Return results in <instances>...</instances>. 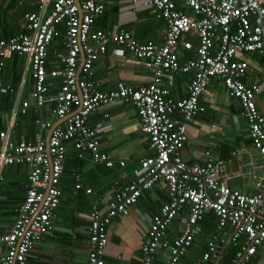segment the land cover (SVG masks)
<instances>
[{
  "label": "built area",
  "instance_id": "obj_1",
  "mask_svg": "<svg viewBox=\"0 0 264 264\" xmlns=\"http://www.w3.org/2000/svg\"><path fill=\"white\" fill-rule=\"evenodd\" d=\"M35 3L38 10L24 14L27 31L0 41V94L10 90L1 79L5 55L18 53L27 58L33 78L34 108L53 103V118L65 121L53 127L47 143L41 134L52 128V122L39 118L35 120L34 143L14 142L10 130L17 115L25 114L30 106L29 101L20 100L12 108L7 128L0 131V181L4 166H30L24 199L15 221L8 232L0 234V264L27 263L33 245L52 228L61 196L59 181L65 142L75 139L78 150L90 152L95 160L101 159L95 133L87 127V117L101 106L118 101L135 107L141 131L147 135L154 154L141 160L135 170L136 179L120 189L106 208L94 207L88 214L87 264H105L108 225L116 215L127 212L143 190L157 182L166 185L167 201L147 229L142 264H178L191 247L198 234V223L208 211L217 216L219 229L231 228L229 243L236 251L229 264H248L259 247L264 249V194L247 195L229 188L218 181L217 168L212 162L186 164L179 149L187 138L188 123L204 111L199 98L206 93L209 77L215 76L222 79L227 93L239 100L252 145L264 155V115L254 101L259 88L242 83L240 78L247 63L238 58L245 51H264V0H177V3L143 0L166 23L165 41L161 44L140 43L125 31L110 33L93 29L105 9L101 0H35ZM180 7L189 11L184 12ZM59 26L63 27L62 33ZM187 34L199 40L197 56L180 64L178 43ZM58 36L62 37L66 52L56 54L62 66L52 74L60 76L61 83L55 93H49L47 52ZM110 44L124 46L132 64L152 71L147 85L134 88L118 81L114 89L98 88V82L90 77L91 71ZM183 46L191 49L192 43L186 41ZM191 70L195 76L189 84L188 96L179 100L170 98L168 88L162 85L163 78ZM175 112L181 115L182 121L173 119ZM106 165L112 166V162L108 160ZM185 208L188 215L181 234L174 239L167 238V228ZM216 241L217 238L195 264H207L217 252ZM160 249L167 251L169 258L159 263L154 254Z\"/></svg>",
  "mask_w": 264,
  "mask_h": 264
},
{
  "label": "crops",
  "instance_id": "obj_2",
  "mask_svg": "<svg viewBox=\"0 0 264 264\" xmlns=\"http://www.w3.org/2000/svg\"><path fill=\"white\" fill-rule=\"evenodd\" d=\"M101 2L105 9L96 19L93 29L110 33L129 32L140 43H164L166 23L162 18H157L153 9L146 6L143 0ZM180 8L184 12L189 11ZM37 10L35 0H0V41L27 31L24 14ZM58 30L62 33L63 27L59 26ZM186 41L192 43L191 49L184 48L183 43ZM197 48L195 36H182L177 48L180 64L195 59ZM65 52L61 36L48 46L46 83L49 93H55L61 83V77L52 74L62 66L56 54ZM238 58L248 64L242 78L244 84L259 88L254 98L257 109L264 115V54L246 53ZM4 61L1 79L10 90L0 94V131L7 128L12 108L20 100H27L30 106L25 114L17 115L10 135L14 142L34 143L37 139V118L52 122V126L63 125L65 119L53 118V103L34 108L31 97L33 78L25 56L8 52ZM194 76V70L178 71L177 74L164 77L162 85L168 88L170 98L179 100L188 96V87ZM90 77L98 82L100 90L108 91L114 89L118 81L134 88L147 85L152 78V71L146 66L132 64L130 53L124 46L110 44L106 53L94 62ZM199 102L204 106V111L198 112L187 125V138L179 149L183 161L201 165L212 162L217 168L220 183L247 195L264 194V155L252 145L239 100L227 93L221 78L211 76L206 93L200 96ZM172 117L182 121L177 112ZM86 124L95 133L102 158L95 160L90 152L78 150L75 139L65 142L66 154L59 181L61 196L52 218V228L33 245L26 264H87L88 214L94 207L106 208L120 189L136 179L135 170L140 167L141 160L154 154L149 148L147 135L141 131L137 111L128 102L118 101L101 106L89 114ZM49 130L42 132L43 139H47ZM108 160L112 166L106 165ZM120 162L124 165H120ZM29 170L28 164L4 166L2 169L0 234L8 232L15 221L24 199ZM87 189L91 192H87ZM166 201V185L157 182L143 190L127 212L112 219L107 227L105 264H142V245L147 229ZM187 215L188 210L185 208L167 228V238L174 239L181 234ZM230 232L231 228L227 226L219 229L217 216L211 211L206 212L198 223V234L178 264H195L216 238V244L222 245L218 255H214L215 258L208 264H228V248H232L234 253L236 251L229 243ZM154 258L160 263L168 260L169 255L160 249ZM248 264H264V251L259 249Z\"/></svg>",
  "mask_w": 264,
  "mask_h": 264
},
{
  "label": "bare ground",
  "instance_id": "obj_3",
  "mask_svg": "<svg viewBox=\"0 0 264 264\" xmlns=\"http://www.w3.org/2000/svg\"><path fill=\"white\" fill-rule=\"evenodd\" d=\"M253 52H259V53L264 54V51H262V52H260V51H245V52H243L242 54L253 53ZM242 54H241V55H242ZM245 62H246V61H245ZM246 63H247V62H246ZM247 68H248V64H247ZM247 68H246V70H247ZM246 70H245V72H246ZM245 72H244V74H245ZM244 74H243V75L241 76V78H240L241 81H242V78H243ZM242 83H244V82L242 81ZM246 86H247V85H246ZM247 87H249V86H247ZM252 87H253V86H252ZM254 101H255V98H254ZM255 104H256V102H255ZM231 245H232V244H231ZM237 247H239V245H238ZM235 248H236V247H235ZM259 249H261L262 251H264L263 248L259 247V248L257 249V252H258ZM257 252H256V253H257ZM256 253H255V254H256ZM234 254H235V253H234ZM255 254H254V255H255ZM254 255H253V256H254ZM202 256H203V255H202ZM253 256H252V257H253ZM252 257H251V259H252ZM212 258H215V257H214L213 255H211L210 259L207 261V264L212 260ZM199 259H200V258H199ZM249 262H250V261H249ZM249 262H248V263H249ZM228 264H229V263H228Z\"/></svg>",
  "mask_w": 264,
  "mask_h": 264
},
{
  "label": "trees",
  "instance_id": "obj_4",
  "mask_svg": "<svg viewBox=\"0 0 264 264\" xmlns=\"http://www.w3.org/2000/svg\"><path fill=\"white\" fill-rule=\"evenodd\" d=\"M198 40V39H197ZM198 45H199V40H198ZM226 249V248H225ZM224 251V250H223ZM227 252H228V254H230L229 256H230V258H229V260L231 261V259H232V256H233V254H234V251H233V249L232 248H228V250H227ZM228 260V261H229ZM229 261V262H230Z\"/></svg>",
  "mask_w": 264,
  "mask_h": 264
},
{
  "label": "water",
  "instance_id": "obj_5",
  "mask_svg": "<svg viewBox=\"0 0 264 264\" xmlns=\"http://www.w3.org/2000/svg\"><path fill=\"white\" fill-rule=\"evenodd\" d=\"M53 127L54 126H52V128L49 130V133H48V137H49V134H50V132H51V130L53 129ZM48 137H47V139H46V143H47V141H48ZM222 245V243H219V247L217 248V252L214 254L215 256H217L218 255V251L220 250V246ZM213 259V258H212Z\"/></svg>",
  "mask_w": 264,
  "mask_h": 264
}]
</instances>
